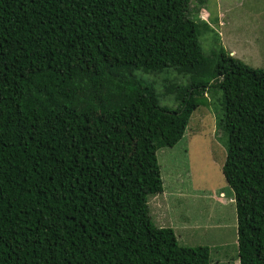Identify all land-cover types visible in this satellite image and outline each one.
<instances>
[{"label":"trees","instance_id":"1","mask_svg":"<svg viewBox=\"0 0 264 264\" xmlns=\"http://www.w3.org/2000/svg\"><path fill=\"white\" fill-rule=\"evenodd\" d=\"M190 2L0 0V264H220L214 238L180 245L179 221L156 226L150 208L164 191L157 152L183 141L212 82L238 230L222 246L264 264V69L223 48L209 58L216 19Z\"/></svg>","mask_w":264,"mask_h":264},{"label":"rangeland","instance_id":"2","mask_svg":"<svg viewBox=\"0 0 264 264\" xmlns=\"http://www.w3.org/2000/svg\"><path fill=\"white\" fill-rule=\"evenodd\" d=\"M190 1V8L198 20L208 23L216 19V23L210 22L216 32L204 34L201 38L203 50L209 58H213L223 48L248 67L264 69V0ZM139 76L155 85L162 106L176 108V96L166 93L161 78L141 73ZM175 77L171 71L169 81L175 83ZM180 83L186 85L188 80L184 79ZM215 84L212 82L204 94L206 99L200 97L202 103L193 111L183 141L173 148H162L157 153L164 191L151 198L150 208L160 216L155 221L156 226L169 228L179 221L177 237L180 245L194 239L200 244L207 243L211 248L208 240L214 238V247L219 248L212 252L213 262L218 260L220 264H238L235 261L238 248L231 246L224 249L222 244L232 242L217 241L218 234L205 230L203 226L205 222L211 227L221 222L227 228L225 236L229 239L236 236L230 237L234 229L231 228V222L235 219L230 202L235 196L222 173L228 150V138L221 128L225 115L224 93ZM221 194L224 196L221 197ZM218 199L227 204L217 202ZM168 214L174 215L172 225L167 222ZM197 225L203 229L199 230ZM190 228V232L187 231ZM224 253L230 258L227 262L221 261Z\"/></svg>","mask_w":264,"mask_h":264},{"label":"crops","instance_id":"3","mask_svg":"<svg viewBox=\"0 0 264 264\" xmlns=\"http://www.w3.org/2000/svg\"><path fill=\"white\" fill-rule=\"evenodd\" d=\"M220 196L223 197L224 194H221ZM214 201H216V200H214ZM217 202H220L222 204H227L225 202H222L220 199H218ZM233 204H234L233 201L230 202L231 208L234 209V217H235V219L231 222V228L232 229L234 228V229L232 230V234L230 235V237H233L236 234V236L234 238L229 239L227 236L224 235L225 230L227 228L221 222H217L214 227H211L210 225L206 224V222L203 225L205 230H207V231L210 230L211 232L212 231L216 232L218 234V238H221V242H229V241L232 242V243H230V245L235 244L237 242V233H238V230H237V218H236V212H235L236 209L233 206ZM207 226H209V227L207 228ZM197 227L199 228V230L203 229V228H201L202 226L197 225ZM191 229L192 228L188 229L189 232H190ZM206 238H207V236H206ZM233 241H236V242H233Z\"/></svg>","mask_w":264,"mask_h":264},{"label":"clouds","instance_id":"4","mask_svg":"<svg viewBox=\"0 0 264 264\" xmlns=\"http://www.w3.org/2000/svg\"><path fill=\"white\" fill-rule=\"evenodd\" d=\"M231 56H233V57H235L234 55H231ZM236 58V57H235ZM184 137H186V135L184 136ZM162 149V148H161ZM160 150V149H159ZM159 150H158V152H159ZM157 152V153H158ZM233 202H235V198H233Z\"/></svg>","mask_w":264,"mask_h":264}]
</instances>
